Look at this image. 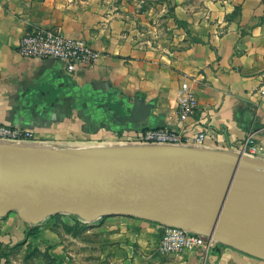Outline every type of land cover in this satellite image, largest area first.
I'll return each instance as SVG.
<instances>
[{
    "label": "crops",
    "instance_id": "obj_1",
    "mask_svg": "<svg viewBox=\"0 0 264 264\" xmlns=\"http://www.w3.org/2000/svg\"><path fill=\"white\" fill-rule=\"evenodd\" d=\"M263 16L264 0H0V123L31 129L53 149L119 145L122 130L79 103L114 91L152 103V128L191 138L206 128L199 147L236 152L252 136L255 157L264 159ZM34 27L85 40L100 58L69 74L62 62L25 57L18 46ZM185 79L199 106L182 118ZM165 231L156 222L113 216L93 222L88 245L100 253L97 264H264L221 243L205 255H163Z\"/></svg>",
    "mask_w": 264,
    "mask_h": 264
},
{
    "label": "water",
    "instance_id": "obj_2",
    "mask_svg": "<svg viewBox=\"0 0 264 264\" xmlns=\"http://www.w3.org/2000/svg\"><path fill=\"white\" fill-rule=\"evenodd\" d=\"M79 103L115 129L152 128L153 105L142 96L130 101L113 91ZM1 143L0 218L18 212L37 226L59 213L85 222L131 216L212 237L264 260L262 158L190 145Z\"/></svg>",
    "mask_w": 264,
    "mask_h": 264
},
{
    "label": "built area",
    "instance_id": "obj_3",
    "mask_svg": "<svg viewBox=\"0 0 264 264\" xmlns=\"http://www.w3.org/2000/svg\"><path fill=\"white\" fill-rule=\"evenodd\" d=\"M18 51L21 55L34 59H54L62 62L69 74L92 67L100 58V53L87 41L65 36L59 29H43L34 27L22 37ZM179 113L186 118L196 113L199 99L191 88L188 79L180 87ZM264 94V88H263ZM208 138L205 128L193 138L172 128H151L139 130H122L117 136L119 145H194L203 146ZM0 141L11 143L42 144L33 130L0 123ZM250 136L238 150L243 154L255 157L257 147ZM219 242L208 236L193 233L182 228L166 226L160 243L163 255L180 254L185 250H200L203 255Z\"/></svg>",
    "mask_w": 264,
    "mask_h": 264
},
{
    "label": "rangeland",
    "instance_id": "obj_4",
    "mask_svg": "<svg viewBox=\"0 0 264 264\" xmlns=\"http://www.w3.org/2000/svg\"><path fill=\"white\" fill-rule=\"evenodd\" d=\"M93 222L59 213L44 218L39 232L28 236L29 225L13 212L0 218V264H97L100 253L88 245L96 236L88 233Z\"/></svg>",
    "mask_w": 264,
    "mask_h": 264
},
{
    "label": "trees",
    "instance_id": "obj_5",
    "mask_svg": "<svg viewBox=\"0 0 264 264\" xmlns=\"http://www.w3.org/2000/svg\"><path fill=\"white\" fill-rule=\"evenodd\" d=\"M195 41L197 42H200L199 39H195ZM5 218V217H4ZM39 226H32V225H29L28 229L26 230V233L28 236H31V235H35L36 233L39 232Z\"/></svg>",
    "mask_w": 264,
    "mask_h": 264
},
{
    "label": "bare ground",
    "instance_id": "obj_6",
    "mask_svg": "<svg viewBox=\"0 0 264 264\" xmlns=\"http://www.w3.org/2000/svg\"><path fill=\"white\" fill-rule=\"evenodd\" d=\"M4 142V143H1ZM1 144H12L11 142H6V141H0Z\"/></svg>",
    "mask_w": 264,
    "mask_h": 264
},
{
    "label": "flooded vegetation",
    "instance_id": "obj_7",
    "mask_svg": "<svg viewBox=\"0 0 264 264\" xmlns=\"http://www.w3.org/2000/svg\"><path fill=\"white\" fill-rule=\"evenodd\" d=\"M84 111V109H81V112Z\"/></svg>",
    "mask_w": 264,
    "mask_h": 264
}]
</instances>
